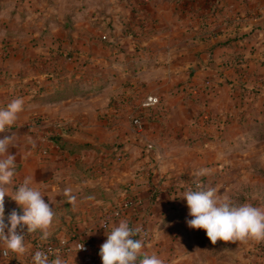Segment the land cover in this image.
<instances>
[{
	"label": "crops",
	"instance_id": "1",
	"mask_svg": "<svg viewBox=\"0 0 264 264\" xmlns=\"http://www.w3.org/2000/svg\"><path fill=\"white\" fill-rule=\"evenodd\" d=\"M73 1L80 5L74 8L71 15L66 13V18L58 16V9H67L61 1L44 0L38 3L28 0L24 4L26 9L28 7L30 11L39 9L45 12L44 25L42 21L37 24L35 19L28 20L27 25L15 21L17 14L23 18L28 15L21 12L20 6H14L13 21L0 15V107L6 106L13 99H24L23 111L11 129L4 133L15 137L9 148V152L16 155V174L12 187H17L25 177H32L35 182L33 186L39 187L45 195V202L51 203L56 218L49 229L48 242L64 236L72 242L79 237L88 241L92 247L90 253L74 251L67 255H54L50 260L60 256L67 264H102L100 246L105 242L106 234L121 220H127L131 227L138 229L142 226L143 218L149 220L147 228L158 230L161 244L160 220L169 215L167 203L174 198L170 189L163 188L162 204L152 205L154 197L149 194V189L153 182L144 172L150 167L148 159L129 160L112 168L110 161L99 155L105 145L107 147L108 142L117 137L123 120L120 114L117 117L111 113L103 119L99 114L93 117L84 113L81 120L88 123L84 124L83 129L60 133L67 148L63 149L52 141L40 142L49 148L46 158H39L33 150V147H37L40 133L32 134L23 128L38 116L61 118L63 114L55 111V106L60 109L87 95L83 93L74 98L62 96L55 100L54 95L62 94L59 90H64L63 84L53 87L44 80L39 88L36 87L39 92L33 93V89H28L30 86L20 83L22 87L16 88L13 85L15 83L2 75L22 72L12 62L15 58L21 61L26 56L31 58L36 54L37 50L32 48L31 42H53L69 34V27L76 22L89 25L91 20L94 30L100 29V16L91 13V10L100 12L104 8L109 11L113 21L112 33L122 48L115 49L121 51V54L111 52L110 56L111 84H114L112 90H116L110 100L116 99L119 92L136 90L160 95L163 106L168 109L169 114L163 118L161 126L153 121L147 130V137L157 140L161 147L164 146L165 154H175L172 162L167 159L159 163L157 169L154 168L157 179L162 169L173 168L176 155L191 153L197 145L200 146L197 144L190 148L186 146V141H192L189 138L190 131L197 130L199 126L193 124V121L205 101L215 118L210 122L220 124L223 130L211 129L203 151L205 156L201 158L206 165H210L204 169L213 167L216 158L237 153L238 183L244 187L264 186V0ZM5 2L0 3L1 13L8 9V3ZM185 4L193 7V10L183 15L182 10L185 11L187 7ZM208 11L213 12L207 15ZM214 11L221 13L217 15ZM118 12L122 13L128 28L123 29V24L119 25L121 13ZM29 14L36 15L35 12ZM39 25L45 27L44 33L37 32ZM63 30L64 34L61 32ZM93 34L98 36L96 32ZM70 36H75V33ZM94 42L98 43L99 40L94 38ZM98 45L102 48V44ZM95 57L99 62L103 61L100 51ZM101 80H96L91 87H83L80 91L98 89L100 93L107 86ZM179 88H186L189 96L186 98ZM205 129L210 131L208 127ZM179 134L182 142L177 145L171 140ZM121 149L130 155L137 154V147L131 148L128 143ZM90 150L94 153L89 161L88 157L92 153ZM251 165L258 170V175L253 179L249 177L250 174L246 175ZM175 170H171L174 180L180 174ZM233 170H236L235 167ZM65 189H71V196L65 195ZM257 192L258 189L255 194L245 190L239 195L242 201L252 198L258 207L264 198L261 199ZM128 194H136L135 197L139 199L136 209L132 207L127 215L114 220L109 230H103L100 227L103 210L123 200ZM71 197L74 200L70 203ZM4 207L6 222L13 210L23 214V209L7 195ZM24 232H27L26 227ZM34 234L39 236L42 232L37 230ZM34 234L25 236L26 252L23 255L9 252V256L5 257L2 253L4 247L0 245V264H33ZM142 252L156 254L161 258V245H145ZM255 259L258 260L254 264H264V259ZM163 262L166 264L168 261Z\"/></svg>",
	"mask_w": 264,
	"mask_h": 264
},
{
	"label": "rangeland",
	"instance_id": "2",
	"mask_svg": "<svg viewBox=\"0 0 264 264\" xmlns=\"http://www.w3.org/2000/svg\"><path fill=\"white\" fill-rule=\"evenodd\" d=\"M4 1H6L5 3H8V6L6 7L8 9H6L3 13H1L0 10V15L6 19L13 21L12 11H14V6H20L22 9L21 12L28 15L23 18L21 15L17 14L15 21H21L20 24L25 23V25H27L29 22L28 20L31 21L32 19H35L37 20V24L41 23V21L43 25L45 24V12L40 11L39 9L36 11H30L28 10V7L26 9L24 4H27L26 2L28 0H0V3L2 4ZM30 1L40 3V1L44 0ZM58 1H61L62 5L64 3L67 7L65 10L63 8L58 9V16L61 15V17L66 18L76 6L80 5V3L73 0ZM185 6L187 7L185 8V11L182 10L183 15H186V11L189 13L193 10V7L186 4ZM94 11L95 10H91V13L99 15L102 21L100 29L96 28V30H94L95 26L91 24V20L88 22L90 23L89 25L86 22H76V24H72L69 27V31L67 30L69 34H64L65 30H63L61 31L64 34L63 37H59L53 42H31L32 48L37 50L36 54H34L31 58L26 56L27 58H23L21 61L20 59L15 58V61L13 60L14 62H12L22 69V72L19 71V74H17L22 75V77H19L14 73H6L5 75H2L6 77L7 80L15 83L13 85H15L16 88L22 87L20 83H22L23 86H30L28 89H33V93L39 92L38 88L45 80L47 83H51L53 87L63 84L65 91L71 92V96L68 98H74L76 96L80 97L83 93H86L87 95V97L82 96V99L64 105L63 107H60V109H58L59 106L58 108L55 106V111H59V113L63 114L61 118L49 119V117L38 116L24 125L23 128L28 130L30 133H37V135L40 133L39 142L36 144L37 147H33V150L38 154L39 158H46L48 156L47 154L49 152V148L48 146L45 147L46 145H42L40 142L48 143L52 134L61 136L60 133L62 131L72 129L80 131V128L83 129L86 123H88L81 120L84 113L93 117L95 114H99V116L101 118L103 117V119L109 117L111 113V115L115 116L120 114L122 115L123 120L120 122V131L118 130L117 137H114L111 140L109 139L110 141L108 142V146L106 147L105 145L106 148L104 147L102 154L99 155H101V157H106L110 161L112 168H114L113 166H117L121 163H126L129 160L135 161L139 158L148 159L150 167L145 169L144 172H146V177L150 179V182H153L149 189V194L152 198L154 197L153 201L150 200L152 205L160 202L162 204L163 192H161V190L163 188L170 189L172 197H174L167 203L169 215L165 218L162 217L160 220L161 244L158 240V230L156 228L153 229V231L152 229L148 230L147 225L149 220H145V218H143L144 221H141L142 226L139 228L140 233L145 232L150 236L149 239L143 240L144 245H161V259L163 261L167 260L168 262L166 264H174V262H178L179 264H254V261L258 260L255 259V257L264 259V241L224 242L218 240L217 243L213 245L207 238L205 230L191 229L187 226L186 220L191 219V217L189 216V209L187 207L186 200L180 197L183 191L189 188L193 190H207L209 188H215L219 195L222 197L227 196L233 204L240 205L250 203L253 206H256L257 203H254L252 198L242 201L239 194L245 190H250V192L252 191V193L255 194L256 189H258L257 193H260V197L263 199L264 186L247 185L244 187L241 186L242 184L238 183L237 161L239 158L237 153L232 155L227 154L225 155V158H216L213 162L214 166H210L206 169L208 170L207 176L197 175V173L201 170H205V166L210 165L209 163L206 165L201 158L205 156L203 151L205 150L208 139L210 138L211 129L214 127L213 129L223 130L220 124L210 122L214 117L210 111L211 109L205 101L202 103L204 107L201 111H199L193 121V124H199V126L196 127L197 130L192 132L190 131L189 138L192 141H186V146H189L190 148H194L197 144L200 146L197 145L195 150L191 153H180L176 155V160H174L172 169H176L180 172L179 177L176 178L177 180H174V178L171 177L172 169H162L161 174L158 173L159 179H157L154 168L157 169L158 164L164 163L167 159L169 162H172L175 154H165L163 152L165 149L164 146L161 147L157 140L147 137V130L153 121L161 126V121L163 118L167 117V114H169L167 111L168 109L163 106L162 97L160 95L141 93L136 90L119 92L116 99L113 98L110 100L113 91H116L112 90L114 84H111L112 75L110 71V56L111 52L112 54H121V51H116L115 49L120 50L122 48L120 42L116 41L115 36L112 33L113 26L111 23H113V21L110 18L109 11L104 8L101 9V13ZM34 12L36 15L29 14ZM133 12L137 11L134 10ZM212 12L213 11H208V13H206L208 15ZM118 13L120 14L121 12ZM214 13L219 15L221 12L214 11ZM122 17L123 15L121 13L119 25L123 24V29L128 28V25L125 21H123ZM44 28L45 27L39 25L37 32L44 33ZM94 32H96L98 36H93ZM72 33H75V36H70ZM93 37L99 40L98 43L102 44V48L97 42H94ZM98 50L103 55L102 62H99V60L95 57L96 53L99 52ZM3 54H5V52ZM20 62L23 64L20 65ZM101 68L103 70H101ZM101 73L103 75H101ZM99 79H102L101 81L103 85L107 84L105 89L100 93L98 89L86 90L84 92L80 91L83 87L88 89L96 80ZM20 80L22 81L18 82ZM178 90L183 92L181 94L186 95V98L189 96V92L186 88H182V90L179 88ZM150 95H156L159 98L158 103L151 106H144V100ZM136 117H140L143 120V128L140 130L134 124V119ZM206 127H208L210 131H207L205 129ZM171 141L175 144L177 143V145L182 142L180 134ZM127 143L131 148L137 147V154L133 153V155H130V153L128 154L125 150L121 149ZM90 152L92 153L88 157L90 158L89 161L93 158L92 155L94 153L92 150H90ZM88 155L89 154L86 156ZM252 158L253 156L251 155V159ZM233 167H235L236 170H233ZM106 173H109V171ZM243 173H245V171H243ZM257 173L258 170H255L251 165V170H247L246 175L250 174L249 177L253 179L256 175H258ZM161 179L164 181L161 182ZM198 184L200 185L199 188L197 187ZM135 195L128 194L123 200H120L104 209L100 220V227L103 230L110 229L103 228L101 226L102 220L108 212L116 209L117 207L119 208L125 201H131L132 205L121 217L127 215L129 209L138 205L139 199L135 197ZM258 207L264 209V201L258 203ZM118 218L113 219L112 222ZM34 235V237H38L39 239L42 237V235ZM135 238L142 239L140 235ZM67 239L68 238L64 236L59 237L55 241L49 240V242L60 243L63 240L71 242ZM41 240L48 241L46 239ZM249 245H251V247H249ZM253 245L255 246L253 247ZM243 247H245V250H243Z\"/></svg>",
	"mask_w": 264,
	"mask_h": 264
},
{
	"label": "clouds",
	"instance_id": "3",
	"mask_svg": "<svg viewBox=\"0 0 264 264\" xmlns=\"http://www.w3.org/2000/svg\"><path fill=\"white\" fill-rule=\"evenodd\" d=\"M24 109V99L16 98L6 106L0 107V245L8 252L23 255L26 252L25 236L37 230L42 232L41 239H47L49 229L56 218L50 202H45L44 194L35 187L32 177H25L17 186L12 187L16 174V155L9 152L15 137L5 135L15 124L19 113ZM201 170L197 175L207 174ZM199 188L200 185L198 184ZM71 196V189L64 190ZM9 196L22 209L23 214L13 210L5 219V196ZM186 200L189 209L187 226L191 229H203L207 238L215 245L217 241L248 242L264 241V209L250 203L236 205L227 196H221L215 188L207 190L183 191L180 195ZM176 198V197H175ZM74 197H71V203ZM26 227L27 232H24ZM138 228L130 226L127 220H121L106 234L105 242L100 246L99 256L102 264H164L156 254L143 253L145 247ZM84 249L79 245L78 251ZM142 257V258H141ZM33 264H67L60 256L49 260L48 254L37 250L32 255Z\"/></svg>",
	"mask_w": 264,
	"mask_h": 264
},
{
	"label": "built area",
	"instance_id": "4",
	"mask_svg": "<svg viewBox=\"0 0 264 264\" xmlns=\"http://www.w3.org/2000/svg\"><path fill=\"white\" fill-rule=\"evenodd\" d=\"M159 98L156 95H150L144 100V106H151L158 103ZM135 126L140 130L143 128V120L140 117H136L134 119ZM132 205L131 201H125L119 208L113 209L112 211L108 212L104 219L102 220L101 226L103 228H110L111 222L113 219L121 217L125 211ZM140 237L144 240L149 239V234L147 233H140ZM84 244V249L79 250L82 252L90 253L92 251L91 244L83 238H76L72 242H68L66 240L61 241L60 243L48 242L39 239L38 237H33V248L34 253L37 250L44 251L48 254L49 260L50 257L58 254H71L74 251H78L79 245ZM5 249L3 250V256L8 257L9 252L7 255L4 254Z\"/></svg>",
	"mask_w": 264,
	"mask_h": 264
},
{
	"label": "trees",
	"instance_id": "5",
	"mask_svg": "<svg viewBox=\"0 0 264 264\" xmlns=\"http://www.w3.org/2000/svg\"><path fill=\"white\" fill-rule=\"evenodd\" d=\"M59 91L62 92V94L61 95H54V99L55 100L62 98V96H63V98L64 97L67 98V97L71 96V92L65 91V89L64 90H59ZM50 141H52L53 143L59 145L63 149L68 147V145L61 140L60 135H53L52 134L50 136Z\"/></svg>",
	"mask_w": 264,
	"mask_h": 264
}]
</instances>
